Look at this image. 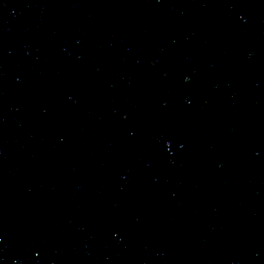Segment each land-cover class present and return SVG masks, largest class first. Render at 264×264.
<instances>
[{
	"label": "water",
	"instance_id": "water-1",
	"mask_svg": "<svg viewBox=\"0 0 264 264\" xmlns=\"http://www.w3.org/2000/svg\"><path fill=\"white\" fill-rule=\"evenodd\" d=\"M0 264H264V0H0Z\"/></svg>",
	"mask_w": 264,
	"mask_h": 264
}]
</instances>
